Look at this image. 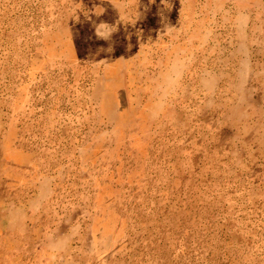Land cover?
I'll use <instances>...</instances> for the list:
<instances>
[{
    "label": "rangeland",
    "instance_id": "obj_1",
    "mask_svg": "<svg viewBox=\"0 0 264 264\" xmlns=\"http://www.w3.org/2000/svg\"><path fill=\"white\" fill-rule=\"evenodd\" d=\"M167 51L189 57L174 80ZM6 200L26 213L8 264H264V0H0Z\"/></svg>",
    "mask_w": 264,
    "mask_h": 264
},
{
    "label": "bare ground",
    "instance_id": "obj_2",
    "mask_svg": "<svg viewBox=\"0 0 264 264\" xmlns=\"http://www.w3.org/2000/svg\"><path fill=\"white\" fill-rule=\"evenodd\" d=\"M93 1V0H92ZM130 1V0H129ZM116 2V1H115ZM93 3V2H92ZM99 4V2H98ZM93 6V5H92ZM98 6V5H97ZM100 6V5H99ZM129 6V5H128ZM101 7V6H100ZM159 7V6H158ZM102 9V8H100ZM105 9V8H104ZM122 9V8H121ZM122 12V11H121ZM137 13V12H136ZM153 15V14H152ZM169 15V16H168ZM160 16V15H159ZM112 18V17H111ZM115 18V17H114ZM142 18V17H141ZM140 18V19H141ZM163 18L166 19V21L170 18V13L169 14H165L163 16ZM108 19V18H107ZM158 19V18H157ZM106 20V19H105ZM114 20V19H113ZM112 20V22H113ZM120 20V19H119ZM161 20H163L161 18ZM191 20V18H188V16H184L182 18V20L180 22H176L174 25H169L168 23L166 25H163V23L160 25L155 27L154 30L155 32H170L171 36H174L178 31L180 32L181 30L182 31H186V29L189 30V24L188 22ZM238 23L239 25L238 26H242V23L244 22V17L243 15L241 14L239 17H238ZM236 20V22H237ZM106 22V21H105ZM115 22V21H114ZM82 23V22H81ZM87 23V22H86ZM95 23V22H94ZM111 23V22H109ZM172 23V22H171ZM90 24V23H89ZM96 24V23H95ZM118 24V23H117ZM154 24V23H153ZM87 25V24H85ZM96 26V25H95ZM88 27V26H87ZM137 28V27H136ZM242 28V27H241ZM86 29V28H85ZM151 29V27H150ZM149 29V30H150ZM203 29V23H202V20H198V22L196 23V29L194 31H196V33H193L191 34V37L190 39L193 40L194 38H201V41L204 39V33L202 31ZM243 29V28H242ZM103 30V27H101L100 25L98 26V29H94V31L98 34L99 32H102ZM157 30V31H156ZM60 31H68L70 34H74V33H78L79 31H83L81 28H74L73 26H70L69 23L67 25L65 24H61L60 25ZM92 31V30H91ZM111 31V30H110ZM90 32V31H89ZM81 33V32H80ZM173 33V34H172ZM175 33V34H174ZM82 34V33H81ZM129 34V33H128ZM144 34V33H143ZM87 35V34H85ZM107 35V34H106ZM112 36H113V33H112ZM67 37V36H66ZM72 37V36H71ZM107 37V36H106ZM70 38V36H69ZM64 39V38H63ZM66 39V38H65ZM81 39V36L80 38ZM127 39V38H126ZM245 37L242 39L244 40ZM69 40V39H68ZM66 40V41H68ZM133 40V39H132ZM142 40V39H141ZM242 40L240 42H238L239 46L237 47L238 51L239 50H242L244 49L243 48V42ZM87 41V40H86ZM135 41V40H134ZM155 41V40H154ZM61 42V41H60ZM69 42V41H68ZM74 42V41H73ZM72 42V43H73ZM110 42V41H108ZM149 42V41H148ZM75 43V42H74ZM134 43V42H133ZM77 44V43H76ZM80 45V43H78ZM108 44V43H107ZM140 44V43H139ZM138 44V45H139ZM237 44V43H236ZM75 45V44H74ZM135 45V44H134ZM145 45V44H143ZM182 45V44H181ZM166 46V45H165ZM100 47V45H99ZM142 47V46H141ZM246 47V46H244ZM97 48V47H96ZM140 48V47H139ZM149 48V47H148ZM201 48V47H200ZM200 48H197V49H200ZM95 49V48H94ZM126 50V49H125ZM129 50V49H127ZM245 50V49H244ZM148 51V50H147ZM7 52V50H6ZM105 52V51H104ZM107 52V51H106ZM110 53V52H109ZM169 53L167 51V54H165L163 56V59H161L159 62L160 64H162V60H164L163 62L166 63H170L169 65V68H172V73L170 74V79L169 80H174V78L176 77V75L178 74V76L186 71L184 70L186 67H187V63L189 62V57H187V54L183 57V58H179V56L175 53ZM240 55V54H239ZM239 55L237 54V51L234 50L233 52V56L234 58L236 59H239V64L237 63H234L233 66L236 67V71L238 73V75L236 74V77H235V81H234V89L237 93H234L236 94L238 97H242L244 98L245 100V97L242 95V91H243V88H244V85H243V82L245 81V75H247L246 73H249V69H250V65H249V61L247 60L248 58H245L246 56H244L243 58L239 57ZM5 56V59H6V55ZM3 56V57H4ZM138 56V55H137ZM127 57V56H126ZM138 58V57H137ZM4 59V60H5ZM8 59V58H7ZM6 59V60H7ZM120 59V58H119ZM149 59V58H148ZM97 60V58H96ZM132 60V58H131ZM142 61V60H141ZM121 62V61H120ZM122 63V62H121ZM156 67V66H155ZM118 68V67H117ZM123 69V68H122ZM121 70V69H120ZM140 71V70H139ZM143 71V70H142ZM146 71V70H145ZM159 72V71H158ZM162 72V71H160ZM117 73V72H116ZM115 73V74H116ZM142 73V72H141ZM124 74V73H123ZM144 74V73H142ZM168 76V75H167ZM177 76V77H178ZM193 76V75H192ZM100 78V77H99ZM197 83L199 82V85H200V88H197L195 89L194 91L191 90L188 86L185 87V89L187 90V88H189V91L190 93L193 94H198V96L200 95V93L202 91H205L207 93L208 90L212 89L213 87V84H214V76L212 75H206V74H199L198 77H197ZM101 79V78H100ZM177 80V79H176ZM104 81H105V78H104ZM163 81V80H161ZM164 82V81H163ZM176 82V81H175ZM217 82V81H216ZM170 88V87H169ZM169 88H167L166 90H168ZM152 89V88H151ZM165 89V88H164ZM214 89V88H213ZM114 91V90H113ZM123 91V90H122ZM164 91V90H163ZM193 91V92H192ZM212 92V90H210ZM106 93V92H105ZM166 93V92H165ZM105 95V94H104ZM150 95V94H149ZM225 94L224 93H221L220 94V97L222 99H227V97L224 96ZM164 96V95H163ZM160 99V98H159ZM156 100V99H155ZM154 100V102H155ZM158 100V99H157ZM156 100V101H157ZM220 100V99H219ZM150 101V100H149ZM158 102V101H157ZM222 103H224V106H226V109L225 111L229 114H232V117L234 115H236L234 113V106L235 104L236 105H239L240 106V100L239 99H234V100H231V101H223ZM114 104V103H113ZM171 104V103H170ZM153 105V104H152ZM147 107H149V105H147ZM151 107V106H150ZM149 107V108H150ZM156 107V106H155ZM154 107V108H155ZM110 109V108H109ZM155 110V109H154ZM158 110V109H157ZM153 111V110H152ZM116 113V112H115ZM157 113V112H156ZM155 113V114H156ZM163 115V114H162ZM173 116V115H172ZM138 121V120H137ZM136 123V122H135ZM3 147H5V151L7 148H10V147H6V144L3 145ZM24 184V183H23ZM4 185V184H3ZM20 186H21V183H20ZM23 186V185H22ZM21 186V188H22ZM21 192V191H20ZM23 193V192H22ZM21 193V194H22ZM47 195V191L46 189L43 190L42 193H40V195L38 194L34 199H31L28 204L30 206H33V207H36V206H39L40 205V202L42 200V198ZM4 204L1 205L0 207V213H1V218H2V222H0L1 224V231H0V264H8L9 262V254H8V251H7V248H8V243H9V234H10V231H14V233H17V234H20V235H24V232H25V221H26V213L24 211V207H23V203L19 206H14L11 207V205L9 204L8 200H6L5 202H3ZM20 203V202H19ZM16 205V204H15ZM58 242V241H57ZM84 255H81L80 257H82ZM86 260H88L86 257H85ZM83 260V259H82ZM50 264H79L78 260H74V261H70V262H60V263H56L55 261H51Z\"/></svg>",
    "mask_w": 264,
    "mask_h": 264
}]
</instances>
